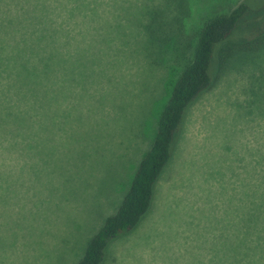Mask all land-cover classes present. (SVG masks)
Returning <instances> with one entry per match:
<instances>
[{
  "label": "rangeland",
  "instance_id": "1",
  "mask_svg": "<svg viewBox=\"0 0 264 264\" xmlns=\"http://www.w3.org/2000/svg\"><path fill=\"white\" fill-rule=\"evenodd\" d=\"M243 1L252 16L216 45L212 83L185 110L149 210L101 264H226L231 242L237 255L264 177V0H82L64 16L69 53L48 66L41 109L0 144V264L78 262L149 149L202 25Z\"/></svg>",
  "mask_w": 264,
  "mask_h": 264
},
{
  "label": "trees",
  "instance_id": "2",
  "mask_svg": "<svg viewBox=\"0 0 264 264\" xmlns=\"http://www.w3.org/2000/svg\"><path fill=\"white\" fill-rule=\"evenodd\" d=\"M82 0H0V144L29 124L32 111L42 107L39 95L48 89V66L69 50L64 47V16ZM52 12L63 20L57 21ZM253 10L245 1L228 13L216 14L202 25L192 58L174 82L157 120L149 149L140 159L116 210L106 216L76 264H101L108 242L130 232L149 210L155 184L172 158L173 145L188 105L212 83L216 45L225 40ZM61 47L64 49L62 50ZM33 96V97H32ZM33 99L35 104H33ZM39 102V105L37 106ZM4 142L3 146H6ZM7 147H10L8 145ZM257 199L246 205L235 245L227 246L226 264H264V177L257 180Z\"/></svg>",
  "mask_w": 264,
  "mask_h": 264
}]
</instances>
